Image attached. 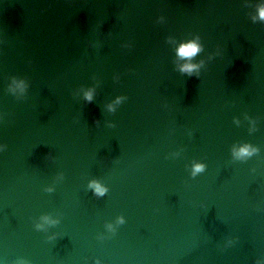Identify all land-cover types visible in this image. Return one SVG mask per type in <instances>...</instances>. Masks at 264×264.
<instances>
[{"label": "water", "instance_id": "obj_1", "mask_svg": "<svg viewBox=\"0 0 264 264\" xmlns=\"http://www.w3.org/2000/svg\"><path fill=\"white\" fill-rule=\"evenodd\" d=\"M257 2L0 0V264L264 260ZM195 35L204 63L190 76L175 49ZM13 77L27 82L22 96L8 90ZM243 142L260 152L233 160ZM194 161L206 168L192 177ZM42 214L59 223L35 230ZM118 215L125 223L106 234Z\"/></svg>", "mask_w": 264, "mask_h": 264}, {"label": "clouds", "instance_id": "obj_2", "mask_svg": "<svg viewBox=\"0 0 264 264\" xmlns=\"http://www.w3.org/2000/svg\"><path fill=\"white\" fill-rule=\"evenodd\" d=\"M250 18L253 23L261 22L264 23V0H258V2L255 5V11L250 14ZM166 18L161 15L157 17L158 23L165 22ZM172 39L171 37L169 38ZM203 50V45L200 41L199 35L193 36L191 39L182 40L180 41L176 46V54L178 60L183 61V63L178 64V70L182 73H186L188 75L193 74H199V70L202 67L204 61L195 62L194 57ZM28 85L27 82L22 78H16L13 77L11 79V83L8 85V90L12 92L13 94H16L18 96H22ZM84 99L88 102H91L94 95V89H87L83 93ZM122 99H125V97H117L116 100L108 105L109 111L115 110V105L119 104ZM245 120L249 123L248 131L255 132L257 130V120L253 117L248 116L245 114L244 116ZM234 123L239 125L241 121L238 118H234ZM6 148V145L0 143V152L4 151ZM182 150H177L169 155L172 157H176L180 155V152ZM260 152V147L258 145L252 144L250 142H243V143H236L233 144L231 147V155L233 160L238 161H245L249 159L250 157H253L254 155H257ZM206 168V164L199 161H194L191 165L190 175L192 177H195L197 174L203 172ZM252 171H255V169H252ZM88 186L93 190L94 195L96 196H103L107 191L108 188L106 185L102 184L97 179H92L88 182ZM48 192H51L53 189L51 187H48L45 189ZM59 223L58 218H55L51 214H42L35 222L33 227L37 231H46L48 226L55 225ZM125 223V217L123 215H118L114 221L106 222L104 225V228L106 229V234L108 235H114L117 231V228L119 225ZM98 239L103 240L105 238V233H100L97 236ZM231 243V241H229ZM23 264V262H21ZM95 264H101V261L97 259L95 261ZM256 264H264V260H258Z\"/></svg>", "mask_w": 264, "mask_h": 264}]
</instances>
